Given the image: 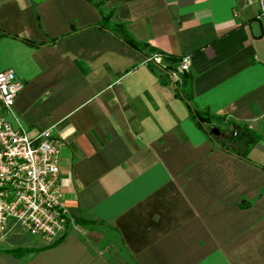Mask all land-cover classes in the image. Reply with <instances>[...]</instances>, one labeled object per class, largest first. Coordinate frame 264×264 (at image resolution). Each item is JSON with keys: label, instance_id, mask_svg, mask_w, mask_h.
Segmentation results:
<instances>
[{"label": "crops", "instance_id": "crops-1", "mask_svg": "<svg viewBox=\"0 0 264 264\" xmlns=\"http://www.w3.org/2000/svg\"><path fill=\"white\" fill-rule=\"evenodd\" d=\"M259 10L258 0H0V72L24 85L15 112L29 136L53 128L60 141L70 217L50 246L12 234L0 264H264ZM110 15L137 42L190 59L195 105L213 125L261 137L248 161L196 124L171 77L100 27Z\"/></svg>", "mask_w": 264, "mask_h": 264}, {"label": "built area", "instance_id": "built-area-1", "mask_svg": "<svg viewBox=\"0 0 264 264\" xmlns=\"http://www.w3.org/2000/svg\"><path fill=\"white\" fill-rule=\"evenodd\" d=\"M258 3V18L264 22V0ZM152 61L162 64V57L154 55L147 62ZM181 73H190L189 58L173 73L175 81ZM23 88L13 70L0 72V243L21 230L50 246L70 223L62 190L61 145L53 128L29 136L15 112Z\"/></svg>", "mask_w": 264, "mask_h": 264}, {"label": "trees", "instance_id": "trees-1", "mask_svg": "<svg viewBox=\"0 0 264 264\" xmlns=\"http://www.w3.org/2000/svg\"><path fill=\"white\" fill-rule=\"evenodd\" d=\"M112 19L113 15L105 17L100 27L102 29H108L109 31H111L126 46L144 56L147 61L154 55L161 56L162 64H157L154 61L149 62L152 69L155 70V72H157L158 74H166L167 76L171 77L173 85L175 86L177 96L186 103L189 108L190 114L195 120L196 124L200 128H202L218 146L231 152L237 157L248 161V154L251 148L257 145L262 140L261 137L254 131H251L245 125L233 122L230 123V127L226 128L224 132L219 129L221 135L225 133L223 138L222 136L220 137L214 135L212 131L213 129L217 128H210L206 124L210 122L214 123L218 119L209 111L200 110L195 105L193 95V82L189 73H181V75H183V79H180L179 81H175L173 78V73H178V69L180 66L179 59L171 55L161 53L160 51L149 48L147 45L137 42L132 37L125 24L113 22ZM145 50H148L149 53L146 54L144 52ZM179 83L182 85L181 87L176 86V84Z\"/></svg>", "mask_w": 264, "mask_h": 264}, {"label": "rangeland", "instance_id": "rangeland-1", "mask_svg": "<svg viewBox=\"0 0 264 264\" xmlns=\"http://www.w3.org/2000/svg\"><path fill=\"white\" fill-rule=\"evenodd\" d=\"M208 127H210V128H217V129H221L220 127H218V126H215V125H213V123H208V124H206ZM232 128V127H231ZM121 246V243H120V241H119V239H118V236L116 235V233H114L113 231H112V248L113 247H120Z\"/></svg>", "mask_w": 264, "mask_h": 264}, {"label": "water", "instance_id": "water-1", "mask_svg": "<svg viewBox=\"0 0 264 264\" xmlns=\"http://www.w3.org/2000/svg\"><path fill=\"white\" fill-rule=\"evenodd\" d=\"M178 77H179V79H181V80L183 79V75H181V74H178ZM212 133H213L214 135L218 136V135H220V130H219V129H213Z\"/></svg>", "mask_w": 264, "mask_h": 264}]
</instances>
